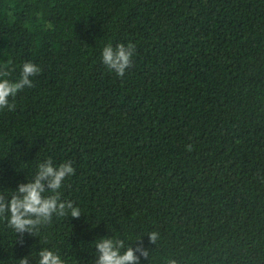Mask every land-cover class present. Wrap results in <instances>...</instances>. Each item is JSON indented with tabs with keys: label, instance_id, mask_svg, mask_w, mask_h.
<instances>
[{
	"label": "trees",
	"instance_id": "1",
	"mask_svg": "<svg viewBox=\"0 0 264 264\" xmlns=\"http://www.w3.org/2000/svg\"><path fill=\"white\" fill-rule=\"evenodd\" d=\"M128 42L121 78L101 54ZM28 61L34 87L0 109V192L72 160L81 216L22 237L0 219V264H95L101 238L143 242L140 264H264V0H0V69Z\"/></svg>",
	"mask_w": 264,
	"mask_h": 264
},
{
	"label": "clouds",
	"instance_id": "2",
	"mask_svg": "<svg viewBox=\"0 0 264 264\" xmlns=\"http://www.w3.org/2000/svg\"><path fill=\"white\" fill-rule=\"evenodd\" d=\"M135 50L136 45L132 42L118 43L115 46L109 43L102 49V61L110 71L123 78L126 70L132 65ZM41 71L38 65L28 61L23 63L19 79L11 81L6 78L9 75L8 71L0 69V109L13 110L15 105L10 104L9 97H15L26 87H34L31 78ZM186 148L191 151L192 145H187ZM75 171L72 160L59 165L54 164L51 158L40 162L33 178L27 183H20L10 195L6 196L0 192V219H3L15 234L22 237L25 233L36 235L42 225L52 222L54 215L79 218L80 207L75 206L71 200L62 199L60 193L66 179L74 175ZM45 193L49 194L45 195ZM148 236L150 244H155L159 238V234L155 231ZM124 248L123 240L101 238L95 243L98 254L95 264H140V257L146 258L148 254L143 242L135 248L129 246L121 252ZM137 252L140 253L139 256ZM38 256V264H66L61 255L51 248L40 249ZM18 262L29 264V257H22ZM168 264H177V262L173 259L169 260Z\"/></svg>",
	"mask_w": 264,
	"mask_h": 264
}]
</instances>
